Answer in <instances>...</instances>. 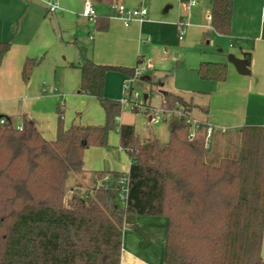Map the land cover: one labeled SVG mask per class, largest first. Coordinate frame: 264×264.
<instances>
[{
    "label": "trees",
    "instance_id": "16d2710c",
    "mask_svg": "<svg viewBox=\"0 0 264 264\" xmlns=\"http://www.w3.org/2000/svg\"><path fill=\"white\" fill-rule=\"evenodd\" d=\"M97 2L110 7L117 0ZM211 6L212 29L229 34L233 0H212ZM108 22L96 17L94 23L105 31ZM11 46L0 42V67ZM245 57L250 66V54ZM42 59H26L24 80ZM79 68L80 91L98 100L103 124L73 123L48 141L27 118L18 129L1 116L6 123L0 124V264H121L124 229L137 217L167 219L164 264H264V126L239 129L238 155L213 163L205 129L190 141L183 120L168 123L167 143L143 141L134 125L116 124L122 105L105 96L106 75L133 77L135 68L88 59ZM227 73L223 62H201L197 69L201 80L217 83L226 81ZM162 103L192 108L170 92L162 93ZM115 129L131 159L129 172H94L97 181L106 175L111 180L85 194L70 190L66 198L69 176L85 172V150L108 147ZM122 178L128 182L124 202Z\"/></svg>",
    "mask_w": 264,
    "mask_h": 264
},
{
    "label": "crops",
    "instance_id": "0c3cea01",
    "mask_svg": "<svg viewBox=\"0 0 264 264\" xmlns=\"http://www.w3.org/2000/svg\"><path fill=\"white\" fill-rule=\"evenodd\" d=\"M118 1L129 8L147 7L146 3L149 2V0ZM162 1L163 7L159 13L147 8V15L141 20L133 21L129 26L123 23L118 12L99 9L97 17L98 19L106 17L109 21L108 27L107 30L101 31L94 23L96 36L90 35L93 47L88 53L86 49H81L84 45L81 37L76 35L78 31L76 28L70 27V32H67L61 27L60 19L69 14L73 15L72 11L67 9V0H62L59 13H54L58 27L52 28L50 39H43L38 46H34L36 48L34 51H31L32 45H24L17 54L11 52L5 55L4 66L0 67V117L8 118L16 126L21 125L23 119L27 118L46 140L53 141L69 128L74 112L77 114L84 106L87 117L79 120L73 118L72 124H103V113L97 107L98 100L80 91L79 66L84 60L134 68L131 66L135 62L137 66L138 60L141 59L142 62L151 63L154 70L164 74L156 81L163 82L159 86L161 90L167 83L171 64L178 60L177 72L182 68L181 73L191 86L192 95L187 97L175 88L170 91L163 90L161 95L170 92L181 96L191 104V107L194 106L195 96L205 97L206 104L203 100L204 104H197L203 113V117L198 119L213 126L211 142L213 147L218 145L220 136L229 132L236 133L244 126H264V0H233L231 27L227 35L214 31L210 23L205 25L204 20L207 21L211 15L212 0H203L188 12L182 0ZM74 2L76 8L79 4V10L82 9V12L75 13L80 16L78 19L87 23L86 17L83 16L85 0ZM185 16H189L192 21H198L187 26L186 33L189 30L185 34L186 39L185 36L183 40L179 38L176 40L174 37L170 44L169 41L160 43L158 41L160 35L164 34L162 27L170 26L174 29L177 17L185 19ZM2 40L0 38V42H5ZM71 46H77L78 51ZM199 49L201 53L193 54L194 58L190 61L183 55L187 50L195 53ZM172 52L182 54L183 59L179 61V57H172ZM248 53L251 57L250 66L245 57ZM28 57L43 59L32 70L30 77L24 80L23 66ZM201 62L226 63L228 68L226 81L217 83L201 80L197 74ZM127 78L120 72L107 73L105 96L113 100L120 99L122 90L124 94V82ZM62 98L67 100L65 102L67 106H64L66 109L58 104ZM190 111L192 114V108ZM65 113L67 117H64ZM118 118L120 119V116ZM123 124L128 123L121 121L120 125ZM116 141L114 138L111 140L113 144ZM90 148L85 150L83 156L85 172L77 179L74 188L70 189L76 191L79 187L84 188L81 194H85L97 183L111 180V176L106 175L102 181H97L94 172L128 173L131 165L128 152L121 146L118 158ZM123 153H126L128 158ZM262 257L264 259V234Z\"/></svg>",
    "mask_w": 264,
    "mask_h": 264
},
{
    "label": "rangeland",
    "instance_id": "374dc122",
    "mask_svg": "<svg viewBox=\"0 0 264 264\" xmlns=\"http://www.w3.org/2000/svg\"><path fill=\"white\" fill-rule=\"evenodd\" d=\"M62 0H59V3ZM203 1V0H202ZM201 1V2H202ZM119 2V1H118ZM120 3V2H119ZM67 9L72 11L73 15L69 14L64 16L63 19H60L61 27L70 32L69 28L77 29V37H81L82 44L84 48L89 52L92 51L93 41L90 39V35L93 34L96 36V31L94 29V21L86 18L87 23L81 21L80 16L76 15V12H82V9L79 10V4L76 8V4L74 0H67ZM148 9L156 10L158 13L161 11L163 7L162 0H149L146 3ZM61 7V3H60ZM94 7L96 12H99V9H104L108 12H115V10L111 9L108 5L102 4L94 1ZM113 10V11H112ZM186 12L189 11L188 8L185 7ZM192 10V9H191ZM59 13V10H57ZM56 13V14H57ZM54 13L48 12L43 0H0V38L2 41H11L12 46L11 50L8 52L10 54H17L20 51L21 46L24 45H32L33 48L31 51H34L36 46H38L43 39H50L51 33L53 32L52 28L58 27V22L54 19ZM184 20H187L188 23H195L198 21L190 20L189 16H185ZM180 18L177 17V20L174 25V29L170 26L162 27L163 35H160V39L158 40L160 43H172L174 37L176 40L179 38V29L177 22ZM205 21V25H209L210 21L207 18ZM45 24V25H43ZM189 30V29H188ZM187 30V33H188ZM158 32V31H156ZM49 33V35L47 34ZM186 33V34H187ZM48 35V36H47ZM175 35V36H174ZM187 36V35H186ZM185 36V39H186ZM167 44V45H169ZM35 46V47H34ZM78 46H81L79 42ZM75 50L78 51L77 46H71ZM202 48V44H201ZM85 51V50H84ZM200 49L195 53L192 50H187L183 55L189 58V61L193 59V54H200ZM172 57H179V61L182 60L183 55L178 54L176 52H172ZM8 56V55H7ZM6 58V57H5ZM4 58V60H5ZM178 59V58H177ZM137 60V59H136ZM175 60L169 70L167 83L163 90H172L177 89L183 92L185 96L192 95V88L187 83L185 76H183L182 68L181 71L177 70V62ZM110 65V64H105ZM2 66L4 63L2 62ZM1 66V67H2ZM113 66H118L114 65ZM136 67V62L133 66ZM148 77L151 78V82L143 81L140 78L136 79L132 84V93L135 95L136 93L140 95L139 103L141 105L151 106L154 108H160L162 104V95L161 88L156 85V81L159 77L164 76L162 72H158L156 70H150L147 74ZM123 90L121 100L123 98ZM145 96L148 98L145 99ZM65 99V98H64ZM63 98L58 103L62 108H65V101ZM206 104V98L201 96L194 97V106L192 107V116L195 118L203 117V113L199 110L198 105ZM69 103V102H68ZM97 107L103 113V123L105 122V113L97 101ZM90 109V108H89ZM90 111H92L90 109ZM85 106L82 110H79V114L74 112V115L70 119L69 128L72 125V121L74 119H83L87 117L85 115ZM87 114V113H86ZM66 115V116H65ZM64 117H67V114H64ZM74 118V119H73ZM78 120L76 122H78ZM85 120V119H84ZM122 122L131 123V125H135L136 134L139 136L141 140L153 139L157 138L162 143H167L169 141V125L167 122L154 123L150 121L149 114L145 111V109H141L138 112H135L132 109L130 104H123L122 112L120 115V119L117 118L116 124L120 125ZM97 125V124H93ZM112 138L117 141L113 144L111 142ZM109 146L106 148L101 147H91L90 150H99L106 155L110 154L112 156H116L118 158V152H120V143H119V135L117 133V129L110 132ZM241 147V136L239 131L236 133L229 132L225 135L219 137L218 145L213 147L211 144L210 153L208 155L209 161L213 163H217L219 159L223 156L227 157H236L240 152ZM126 157L128 156L126 153H123ZM109 156V155H108ZM120 156V155H119ZM107 157V156H106ZM128 158V157H127ZM122 164V168L123 169ZM128 166V165H127ZM128 171V170H127ZM82 175L71 174L67 181V194L66 198L70 196L69 191L71 188H74L77 179H80ZM84 188H77L76 192L82 193ZM124 203H122L123 205ZM166 229H167V219L158 218V217H137L135 220V225L133 227H126L123 232L122 238V246L123 252L121 257V264H164V253L166 247Z\"/></svg>",
    "mask_w": 264,
    "mask_h": 264
},
{
    "label": "built area",
    "instance_id": "2783aa9c",
    "mask_svg": "<svg viewBox=\"0 0 264 264\" xmlns=\"http://www.w3.org/2000/svg\"><path fill=\"white\" fill-rule=\"evenodd\" d=\"M95 0H85L84 8H83V16L88 18L89 20L96 21L97 12L94 7ZM202 0H185L183 1L186 8L191 9L193 7L198 6ZM48 12L56 13L57 10L60 9L59 0H43ZM111 9L118 12L121 16L123 23L126 26H129L133 21L139 19H143L147 15V7L141 6L139 8H129L125 4L114 2L111 6ZM209 21L211 17H208ZM179 29V40H183L186 34V28L189 25L187 20L180 18L177 22ZM150 70H153V65L151 63L141 62L135 67V73L133 77H128L124 82V95L120 101L121 105L130 104L132 109L141 110L142 108L149 114L150 121L154 123L167 122L170 123L172 121L177 122L183 120L189 127V140L193 141L197 138L200 131L205 129V146L206 148L211 147L212 136L214 128L207 122H204L200 119H197L191 115V111L181 105H177L173 108L167 107L163 103L160 108H154L151 106L141 105L139 103L140 95L132 93V84L138 78H142L145 76ZM147 99V98H145ZM6 119L0 117V124H5ZM18 129H21L22 126L18 125ZM108 181V180H107ZM121 187L120 199L124 202L127 193H128V182L126 178H122L119 181Z\"/></svg>",
    "mask_w": 264,
    "mask_h": 264
},
{
    "label": "water",
    "instance_id": "95a60500",
    "mask_svg": "<svg viewBox=\"0 0 264 264\" xmlns=\"http://www.w3.org/2000/svg\"><path fill=\"white\" fill-rule=\"evenodd\" d=\"M141 80H143V81H146V80H150V77H148V76H143L142 78H141ZM145 98H147V96H145Z\"/></svg>",
    "mask_w": 264,
    "mask_h": 264
}]
</instances>
